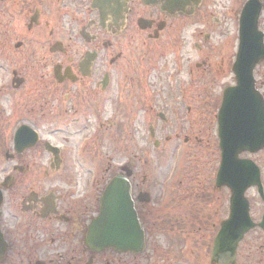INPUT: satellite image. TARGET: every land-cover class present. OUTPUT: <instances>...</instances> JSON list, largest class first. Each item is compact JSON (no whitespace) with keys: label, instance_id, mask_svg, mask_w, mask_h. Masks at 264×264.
<instances>
[{"label":"flooded vegetation","instance_id":"obj_1","mask_svg":"<svg viewBox=\"0 0 264 264\" xmlns=\"http://www.w3.org/2000/svg\"><path fill=\"white\" fill-rule=\"evenodd\" d=\"M260 1L259 25L264 30V0ZM205 2L0 0V264L193 263L192 254L182 242L155 240L159 235L147 227L142 251L110 247L97 252L88 247L85 238L100 210V198L108 181L119 173L126 174L124 167L128 169L136 162L130 160L122 165L121 171L108 181L102 167L97 180H86L76 187L74 181L62 176L61 184L49 187V181L64 175L72 161L66 159L61 143L57 157L51 153L48 145L54 141L48 137L70 133L81 115H103L106 104L113 100L122 106L127 95L128 66L123 61L128 42L141 41L147 48L141 57L147 59V50L163 38L175 36L166 31L174 29L177 20L196 17L203 12ZM215 21L222 22L219 18ZM136 70L130 67V73ZM138 73V84L142 85L143 69ZM256 86L264 97L257 78ZM174 110L164 107L154 114L168 122ZM191 111L187 107L186 112ZM98 127L100 133L101 125ZM151 129L156 135L154 126ZM89 137L78 145L80 156L74 161L84 168L91 163L94 133L90 132ZM155 144L160 141L155 140ZM263 150L245 151L240 158L250 159L261 169L252 155ZM134 177L132 172L135 196L141 187ZM250 189L256 190L264 203L258 187ZM250 206L252 209L251 200ZM138 213L142 220L139 209Z\"/></svg>","mask_w":264,"mask_h":264},{"label":"rangeland","instance_id":"obj_2","mask_svg":"<svg viewBox=\"0 0 264 264\" xmlns=\"http://www.w3.org/2000/svg\"><path fill=\"white\" fill-rule=\"evenodd\" d=\"M245 1L206 0L203 12L177 20L176 27L166 31L175 36L170 40L163 38L147 50V59L141 57L147 49L141 41L128 42L127 58L123 61L128 66L124 104L113 100L106 104L103 115H81L70 133L48 137L63 145L66 159L72 164L47 186L56 187L62 183L59 178L67 176L77 187L99 178L102 167L108 181L121 171L122 165L133 160L136 164L130 168L135 172V182L141 192H148L151 197L137 202L144 226L159 235L155 240L182 242L192 254V264H211L214 238L230 208V190L215 186L220 164L217 114L224 86L236 82L232 66L239 43V15ZM261 26L264 29V13ZM130 67L137 70L130 73ZM138 69L144 71L142 85L138 84ZM255 76L264 92V61L256 67ZM186 106H191V113L186 112ZM164 107L176 112L168 122L154 114ZM151 126L157 132L154 139L161 142L158 147L153 145ZM90 132L94 139L99 136L90 143L91 163L84 168L74 161L80 156L78 145ZM252 157L261 166L264 182V150ZM247 195L252 202V215L259 220L264 203L254 189ZM239 247L237 264H264L262 229L250 231Z\"/></svg>","mask_w":264,"mask_h":264},{"label":"water","instance_id":"obj_3","mask_svg":"<svg viewBox=\"0 0 264 264\" xmlns=\"http://www.w3.org/2000/svg\"><path fill=\"white\" fill-rule=\"evenodd\" d=\"M261 8L260 0H250L242 12L240 49L234 64L238 85L225 90L220 109L223 160L217 184L228 185L232 196L230 216L222 223L214 241L212 261L217 264H235L236 250L245 234L255 226L264 228V217L261 222H254L245 196L249 186L262 187L260 171L252 162L248 166L246 160L238 158L242 151L255 152L264 147V97L257 90L254 78V68L264 59V32L259 30ZM131 191L127 176L117 175L108 183L101 197L100 212L93 219L86 239L92 249L114 247L140 251L144 248V228ZM139 200H150L149 194H141ZM1 201L0 190V206Z\"/></svg>","mask_w":264,"mask_h":264}]
</instances>
